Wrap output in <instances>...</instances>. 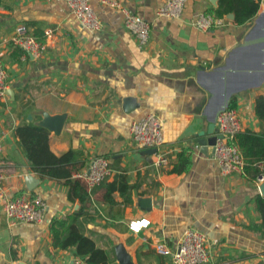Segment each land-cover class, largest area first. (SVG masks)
<instances>
[{
	"label": "crops",
	"instance_id": "1",
	"mask_svg": "<svg viewBox=\"0 0 264 264\" xmlns=\"http://www.w3.org/2000/svg\"><path fill=\"white\" fill-rule=\"evenodd\" d=\"M119 1L150 23L145 46L126 30L120 9L95 1L91 6L101 21L98 31L82 29L66 0L2 2L0 56L7 71V92L0 99L2 190L12 198L38 197L45 208L38 222L11 224L0 200V264H72L75 258L73 248L52 245L49 220L77 211L82 204L67 199V186L42 179L31 169L15 136L18 125L40 124L45 114L65 115L60 132L49 131L55 155L79 151L84 167L90 157L102 156L111 170L107 182L119 187V176L127 179L125 193L116 189L111 202L104 199L102 186L86 187L91 195L84 205V233L108 252L111 264H119L117 245L124 247L132 264H173L154 245L164 242L174 249L188 228L206 236V264H264V236L254 229L261 223L253 203L260 194L258 184L247 174L222 175L212 148L205 154L195 143L208 126L203 108L209 95L197 82V71L221 62L249 23L240 26L231 20L221 29L195 28L194 16L215 8L217 0H185L175 19L156 14L165 0ZM18 23L45 43L42 56L13 45ZM47 29L52 30L49 36L44 34ZM259 94L264 96V83L236 95L241 130H261L254 113ZM126 99L137 107L125 110ZM148 113L163 122L162 166L155 165L156 154L136 143L129 131L132 121ZM184 148L191 151L190 169L170 172ZM142 219L148 221L145 227L137 232L129 228L130 222Z\"/></svg>",
	"mask_w": 264,
	"mask_h": 264
},
{
	"label": "built area",
	"instance_id": "2",
	"mask_svg": "<svg viewBox=\"0 0 264 264\" xmlns=\"http://www.w3.org/2000/svg\"><path fill=\"white\" fill-rule=\"evenodd\" d=\"M95 1L103 6L120 9L124 14L123 24L137 40L139 46H145L150 35V23L139 16L122 7L119 0H66L70 12L75 16L79 26L88 31H98L101 28V21L94 12L91 2ZM185 0H165L157 9L156 14L160 17L175 19L182 14ZM231 20L227 16H216L212 13H199L192 19V25L201 31H210L226 27ZM52 30L44 31L46 36L51 35ZM14 46L21 49L24 53L34 57H40L45 53L46 45L37 40L31 29L23 23L15 25L11 39ZM7 71L0 56V99L5 98L7 92ZM163 122L154 113H148L138 120H134L129 125V131L133 140L144 148H155L157 160L155 165L166 164L163 147ZM241 130L240 117L236 108H226L215 121L216 141L211 147L213 158L217 163L220 173L228 175L231 173H241L244 160L237 145L231 142L233 136ZM3 149L2 138L0 137V153ZM108 160L102 156L90 157L87 165L78 173L75 178L85 183L87 188L99 185L110 175ZM5 176L0 172V200L5 217L11 223H35L42 219L45 208L44 203L38 197H31L21 194L17 197H8L2 190V181ZM264 180L260 176L257 184ZM139 221L129 223V228L137 232L144 224ZM137 224V229H132V224ZM148 224V223H147ZM158 254L168 255L173 264H206L210 260V249L206 236L199 230L186 229L174 249L169 248L164 242L154 245ZM72 264H86L83 259L75 257Z\"/></svg>",
	"mask_w": 264,
	"mask_h": 264
},
{
	"label": "trees",
	"instance_id": "3",
	"mask_svg": "<svg viewBox=\"0 0 264 264\" xmlns=\"http://www.w3.org/2000/svg\"><path fill=\"white\" fill-rule=\"evenodd\" d=\"M4 0H0V7ZM262 0H217V6L206 12L216 16L233 14V23L245 25L252 21L260 9ZM42 40V39H40ZM21 50V49H20ZM237 96L231 97L228 108L237 106ZM254 113L261 123L259 132L240 130L231 142L238 146L243 156L244 166L242 174L254 182L264 176V96L256 95L254 98ZM15 136L24 152L30 167L42 179L48 178L61 182L67 186V199L71 202L78 200L82 206L70 214L61 217H52L49 220V232L52 245L59 249L73 248L75 257L81 258L86 264H111L106 250L96 246L95 242L85 235L82 218H85L84 205L89 201L91 193L83 181L73 175L84 167L85 161L81 153L68 150L61 155H55L49 147V131L40 124L33 122L23 123L15 128ZM191 166V151L184 148L177 153L170 172L182 174L188 172ZM126 177L119 176L120 186L114 182L103 180L97 187L105 189L104 199L111 202L112 193L116 189L125 193ZM83 183V184H82ZM125 189V190H123ZM93 191V190H92ZM254 207L259 214L261 223L254 229L264 236V196L257 194L254 198Z\"/></svg>",
	"mask_w": 264,
	"mask_h": 264
},
{
	"label": "water",
	"instance_id": "4",
	"mask_svg": "<svg viewBox=\"0 0 264 264\" xmlns=\"http://www.w3.org/2000/svg\"><path fill=\"white\" fill-rule=\"evenodd\" d=\"M215 4L216 0H210ZM227 17L233 20V14ZM197 82L208 91V98L203 112L208 119L206 131L198 133L195 143L200 151L207 153L216 141L215 121L217 116L228 107L232 96L240 95L249 89L257 88L264 83V9L256 14L246 27L242 37L230 46L221 62L209 68H199L196 74ZM136 102L126 99L124 108L137 107ZM65 121V115L45 114L40 125L48 131L59 133ZM209 136H206V135ZM149 153H155V148H148ZM259 192L264 196V180L258 184ZM116 258L119 264H132L130 256L122 245L115 246Z\"/></svg>",
	"mask_w": 264,
	"mask_h": 264
},
{
	"label": "clouds",
	"instance_id": "5",
	"mask_svg": "<svg viewBox=\"0 0 264 264\" xmlns=\"http://www.w3.org/2000/svg\"><path fill=\"white\" fill-rule=\"evenodd\" d=\"M140 223H142V224H144L145 226L147 225V223H148V221L147 220H143V221H141ZM132 229H137L138 228V225L137 224H132L131 226H130Z\"/></svg>",
	"mask_w": 264,
	"mask_h": 264
},
{
	"label": "rangeland",
	"instance_id": "6",
	"mask_svg": "<svg viewBox=\"0 0 264 264\" xmlns=\"http://www.w3.org/2000/svg\"><path fill=\"white\" fill-rule=\"evenodd\" d=\"M263 9H264V0L261 1L260 9H259L258 12L262 11ZM253 19H254V18H253ZM253 19H252V20H253ZM251 22H252V21H251ZM251 22H249V24H250Z\"/></svg>",
	"mask_w": 264,
	"mask_h": 264
}]
</instances>
